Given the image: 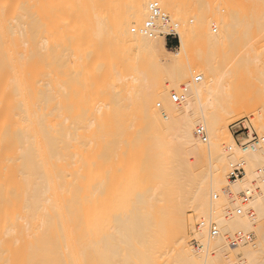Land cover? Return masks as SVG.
<instances>
[{
	"label": "bare ground",
	"instance_id": "bare-ground-1",
	"mask_svg": "<svg viewBox=\"0 0 264 264\" xmlns=\"http://www.w3.org/2000/svg\"><path fill=\"white\" fill-rule=\"evenodd\" d=\"M106 1L0 0V235L19 226L11 209L61 213L96 194L117 228L156 229L171 215L181 264H264V134L242 121L247 135L230 127L237 144L228 130L249 112L236 93L250 77V29L263 13L254 15L251 0H195L187 12L180 0H130L128 14L105 21L97 10ZM153 2L178 22L161 10L167 22L140 32ZM169 31L178 39L173 52ZM148 65L174 78L155 86ZM99 93L106 115L93 104ZM253 115L264 133V104ZM253 134L258 142L249 141ZM234 165L243 173L230 179ZM20 227L55 230L58 223L40 217ZM238 232L250 239L231 246Z\"/></svg>",
	"mask_w": 264,
	"mask_h": 264
},
{
	"label": "rangeland",
	"instance_id": "rangeland-1",
	"mask_svg": "<svg viewBox=\"0 0 264 264\" xmlns=\"http://www.w3.org/2000/svg\"><path fill=\"white\" fill-rule=\"evenodd\" d=\"M105 3L104 7L97 10L99 13H104L105 21L114 19L115 15L121 13L128 14L130 12V0H107ZM250 3L253 6L252 11L254 15L263 13L262 15L264 16V0H251ZM198 5L199 3L197 4L195 0H180V7L185 12ZM162 11L165 13L164 10ZM165 14L169 17L170 23L178 22L169 12ZM262 15L260 14L257 18H260ZM263 16L261 18H263ZM254 19L256 21V27L264 25L263 21L262 23L260 22V25L258 23L259 19L258 21L256 18ZM193 22H195V19ZM189 24H192V22H189ZM139 25H141V23ZM139 25L137 27H139ZM131 26L132 25H130V29L133 27ZM211 26L214 29L212 33L216 34L219 31L218 27ZM256 27L250 29V45L253 43V46L251 45L252 48L250 47V53L254 55L252 58L250 55V77L246 80L244 79L245 82L242 86L240 85L241 87L239 86L240 88L238 87L239 90H237L238 93H236L237 95L239 94L238 97L242 100L241 104L243 103L240 109H243V106H248L246 108L249 112L247 115L234 119L228 124L230 135V126L237 121H244L246 124L249 123L253 129L252 131L260 135L264 134L262 131L257 130L252 123L254 112L258 110L260 105L264 104V49L260 48L259 51H255V49H258L259 39L264 37V31L260 34ZM167 40H165L166 50L170 52L175 51L178 44L177 36H175V39L168 38ZM120 50H122L121 53L125 52L121 48ZM191 54L192 53H190V55ZM193 54L196 56L198 53L195 51ZM190 55L188 59L197 58ZM165 56H168L167 53H165ZM150 66L148 65L149 68H147L149 69L148 73L153 71L151 72L153 77L152 81L150 80L149 82L155 83V86L158 83L168 85L170 80L174 78L175 74L173 71H162L159 69L156 70V73V71H154L155 67L152 68V66ZM103 68L104 67H102V69ZM46 69L45 67V70ZM194 75L197 74L194 73ZM259 77H261L260 80H258ZM198 81L199 80L195 82ZM153 84L151 86H153ZM172 92L174 93V91L171 90L170 93ZM59 94L62 98H65L62 91ZM94 96L96 98L92 99L96 102L99 98V101L97 103L93 102V104H101L100 106L98 105V107L102 109L98 112L99 115H106L105 109L103 110L105 107H102V105L104 106L103 100H106L104 99L105 95L99 93ZM44 101H48L47 84L45 85ZM100 101H102L103 104ZM172 103L178 107L181 106V103ZM154 104L156 109L162 111V101L156 98ZM95 107L98 109L97 106ZM96 109L94 108L93 111H96ZM101 111H103V113ZM89 112L91 111H87V114L81 113L82 115L88 116L91 114H89ZM94 113L95 112H93L91 116H98L97 112ZM241 124L243 125V122ZM231 137L232 139L234 138L232 135ZM239 137L233 139L237 144L240 141ZM92 198L93 200L91 201H72V203H77L74 209L72 211H61V213H57L53 208L33 210L36 213H33L32 209H29L30 213L34 215L28 217V215L25 214L28 212L27 209H11L8 217L14 219L16 224L19 223V226L14 230L5 232L2 236L0 235V264H143L145 261L147 264H181L175 257L176 248L171 241V229L173 228L170 223L171 215L167 217L164 216L166 214H163V224L156 229L151 227L117 228L113 225L117 219L105 215L103 200L96 194H93ZM28 202L36 203L39 201ZM86 204H90L89 207L86 206ZM194 212L191 208L187 210V214H190L187 216L191 219L193 218L192 221L195 227L197 222L196 218L194 219L196 216V212ZM40 217L57 221L58 227L55 230H48L47 228L28 230L20 227V224H25L26 221L29 220L36 221ZM117 230H123L124 232L120 233ZM228 235L229 234L226 236ZM188 236V244L192 246L190 243L192 239L190 228L188 230ZM193 246L196 247V245Z\"/></svg>",
	"mask_w": 264,
	"mask_h": 264
},
{
	"label": "built area",
	"instance_id": "built-area-1",
	"mask_svg": "<svg viewBox=\"0 0 264 264\" xmlns=\"http://www.w3.org/2000/svg\"><path fill=\"white\" fill-rule=\"evenodd\" d=\"M148 9H149V18L141 26L140 32L150 34L151 31L154 28V24H155L156 20H159L161 22H167L168 17L160 10V8H159V6L157 5L156 2L150 3ZM132 31H134V28L132 29ZM166 37L174 39L175 38L174 32L173 31H169L168 34L166 35ZM199 79H200L199 77H196V80H199ZM171 99H172L173 102H176V103L179 101L178 96L174 95V94H172ZM230 127L231 128L233 127L232 132H233V134L235 136L243 134L244 132H246V135H247L248 129H246L241 124V122H239V121L233 123ZM196 134L201 139V141H205L206 140V135L204 134V131L202 130V128H198L197 131H196ZM251 136L252 137H251V139L249 141L258 142L259 138L257 137L256 134H253ZM242 173H243L242 167L240 165H234V166L231 167V171H230L228 177L230 179H236V178L240 177L242 175ZM246 199H247V196H245L243 198V201L246 200ZM239 211H240V208H238V212ZM210 231H211L212 235L217 234V229H215L214 226H212ZM249 239H250V235L238 232L231 239L230 245L231 246H236V245H238V244H240L242 242L248 241ZM193 243L195 245H197V243L195 241H193Z\"/></svg>",
	"mask_w": 264,
	"mask_h": 264
},
{
	"label": "trees",
	"instance_id": "trees-1",
	"mask_svg": "<svg viewBox=\"0 0 264 264\" xmlns=\"http://www.w3.org/2000/svg\"><path fill=\"white\" fill-rule=\"evenodd\" d=\"M173 43V42H172ZM174 43H175V41H174Z\"/></svg>",
	"mask_w": 264,
	"mask_h": 264
},
{
	"label": "crops",
	"instance_id": "crops-1",
	"mask_svg": "<svg viewBox=\"0 0 264 264\" xmlns=\"http://www.w3.org/2000/svg\"><path fill=\"white\" fill-rule=\"evenodd\" d=\"M168 41V40H167Z\"/></svg>",
	"mask_w": 264,
	"mask_h": 264
}]
</instances>
